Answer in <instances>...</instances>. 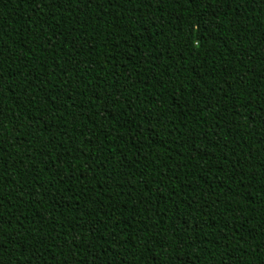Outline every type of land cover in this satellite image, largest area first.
I'll return each instance as SVG.
<instances>
[{
  "label": "trees",
  "instance_id": "16d2710c",
  "mask_svg": "<svg viewBox=\"0 0 264 264\" xmlns=\"http://www.w3.org/2000/svg\"><path fill=\"white\" fill-rule=\"evenodd\" d=\"M0 264H264V0H0Z\"/></svg>",
  "mask_w": 264,
  "mask_h": 264
}]
</instances>
